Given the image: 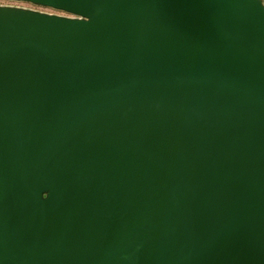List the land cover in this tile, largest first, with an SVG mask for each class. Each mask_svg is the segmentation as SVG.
<instances>
[{"label": "water", "instance_id": "95a60500", "mask_svg": "<svg viewBox=\"0 0 264 264\" xmlns=\"http://www.w3.org/2000/svg\"><path fill=\"white\" fill-rule=\"evenodd\" d=\"M0 4V264H264V1Z\"/></svg>", "mask_w": 264, "mask_h": 264}, {"label": "rangeland", "instance_id": "374dc122", "mask_svg": "<svg viewBox=\"0 0 264 264\" xmlns=\"http://www.w3.org/2000/svg\"><path fill=\"white\" fill-rule=\"evenodd\" d=\"M1 5H8V6H18V7H25L29 9H34L38 11H43L47 13H55V14H62V15H68L67 13L56 10L50 7H45V6H40V5H35L29 2L25 1H15V0H0Z\"/></svg>", "mask_w": 264, "mask_h": 264}, {"label": "crops", "instance_id": "0c3cea01", "mask_svg": "<svg viewBox=\"0 0 264 264\" xmlns=\"http://www.w3.org/2000/svg\"><path fill=\"white\" fill-rule=\"evenodd\" d=\"M264 1V0H263Z\"/></svg>", "mask_w": 264, "mask_h": 264}]
</instances>
